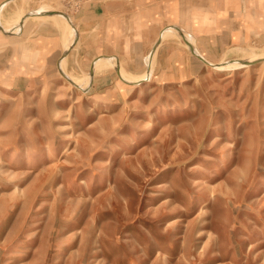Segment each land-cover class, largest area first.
<instances>
[{
    "label": "rangeland",
    "instance_id": "374dc122",
    "mask_svg": "<svg viewBox=\"0 0 264 264\" xmlns=\"http://www.w3.org/2000/svg\"><path fill=\"white\" fill-rule=\"evenodd\" d=\"M2 4L0 264H264V0Z\"/></svg>",
    "mask_w": 264,
    "mask_h": 264
},
{
    "label": "bare ground",
    "instance_id": "6f19581e",
    "mask_svg": "<svg viewBox=\"0 0 264 264\" xmlns=\"http://www.w3.org/2000/svg\"><path fill=\"white\" fill-rule=\"evenodd\" d=\"M6 4V3H5ZM5 4H2L1 6H0V10L3 8V5H5ZM40 10H42V11H37V13L36 14H42V15H46V16H49V17H52V18H55L56 16H52V15H48V14H46V12L47 13H49V12H51V11H48V10H46V9H40ZM45 12V13H44ZM32 13H34V12H32ZM62 18H64L65 19V16H61ZM23 18V17H22ZM22 20V19H21ZM23 21H24V19H23ZM15 32H18V29L15 31ZM14 32V33H15ZM168 31L167 30H165L164 31V34L162 35V37L161 38H163L164 36H165V34L167 33ZM14 33H12V34H14ZM160 42V41H159ZM159 44V43H158ZM260 59L262 58V59H264V56H262V57H259ZM101 60H105L106 61V59L105 58H99V59H97L96 60V64L99 62V61H101ZM249 64V63H248ZM247 65V64H246ZM230 68H233V67H230ZM123 75V74H122ZM123 78V77H122ZM123 80H127V79H124L123 78ZM135 81V80H134ZM127 82V81H126ZM90 85V84H89ZM15 98L14 97H12V96H9L8 97V100H14ZM14 191H16V189L14 190Z\"/></svg>",
    "mask_w": 264,
    "mask_h": 264
}]
</instances>
